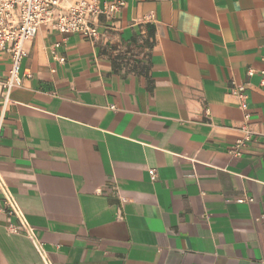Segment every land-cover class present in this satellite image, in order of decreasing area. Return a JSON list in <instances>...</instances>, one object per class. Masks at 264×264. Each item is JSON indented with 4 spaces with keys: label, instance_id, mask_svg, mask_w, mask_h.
<instances>
[{
    "label": "crops",
    "instance_id": "0c3cea01",
    "mask_svg": "<svg viewBox=\"0 0 264 264\" xmlns=\"http://www.w3.org/2000/svg\"><path fill=\"white\" fill-rule=\"evenodd\" d=\"M122 1L26 43L0 173L52 264H264V0ZM9 224L0 193V264H44Z\"/></svg>",
    "mask_w": 264,
    "mask_h": 264
},
{
    "label": "built area",
    "instance_id": "2783aa9c",
    "mask_svg": "<svg viewBox=\"0 0 264 264\" xmlns=\"http://www.w3.org/2000/svg\"><path fill=\"white\" fill-rule=\"evenodd\" d=\"M124 6L122 0H81L71 6H64V0H0V55L7 54L11 60L8 77L4 81L0 79V88L4 92L3 107L10 102L12 91L22 86V66L27 56L25 45L36 37L41 27L56 30L65 36L78 34L97 42L101 39L99 31L101 17L111 16ZM248 74L251 77L255 72L250 70ZM261 76L264 84V71L261 72ZM244 90L243 86L238 87L234 94L238 97L241 108L246 110L247 96ZM245 121L246 123L249 121L248 114L245 115ZM241 130L243 136L235 142L232 151L236 156H239L254 138L248 125ZM150 176L153 181L157 180L154 170L150 171ZM0 193L9 217H14L18 221L17 225L9 224V232L24 234L32 242L43 263L52 264L43 244L36 237L35 229L27 221L23 209L1 173Z\"/></svg>",
    "mask_w": 264,
    "mask_h": 264
}]
</instances>
